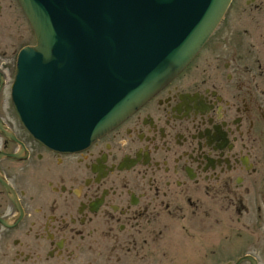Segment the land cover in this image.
<instances>
[{"label":"flooded vegetation","instance_id":"obj_1","mask_svg":"<svg viewBox=\"0 0 264 264\" xmlns=\"http://www.w3.org/2000/svg\"><path fill=\"white\" fill-rule=\"evenodd\" d=\"M18 9L0 0V23ZM5 36L0 264H264V0H231L181 72L78 150L20 123L8 73L28 44L10 63Z\"/></svg>","mask_w":264,"mask_h":264},{"label":"water","instance_id":"obj_2","mask_svg":"<svg viewBox=\"0 0 264 264\" xmlns=\"http://www.w3.org/2000/svg\"><path fill=\"white\" fill-rule=\"evenodd\" d=\"M17 2L35 43L17 54L13 109L43 145L78 150L181 72L231 0Z\"/></svg>","mask_w":264,"mask_h":264},{"label":"rangeland","instance_id":"obj_3","mask_svg":"<svg viewBox=\"0 0 264 264\" xmlns=\"http://www.w3.org/2000/svg\"><path fill=\"white\" fill-rule=\"evenodd\" d=\"M13 16H14L13 18L14 22L10 26H8V24L6 23H3V21H1L2 23H0V32L1 31L6 32V36L2 38L3 42L1 44L3 46L7 43L13 44V46L9 50L8 61H10V63H13V59L15 58V52L19 49V47H21L24 44L33 45L35 43L34 34L29 26V23L24 18L20 10L18 9L17 13ZM6 21L8 22V18ZM4 47L8 48V46H4ZM12 73H14V66L11 64V68L8 73L9 78ZM9 78L7 77V80Z\"/></svg>","mask_w":264,"mask_h":264},{"label":"bare ground","instance_id":"obj_4","mask_svg":"<svg viewBox=\"0 0 264 264\" xmlns=\"http://www.w3.org/2000/svg\"><path fill=\"white\" fill-rule=\"evenodd\" d=\"M25 17V16H24ZM15 69H16V64H15ZM126 118V117H125ZM34 139V138H33Z\"/></svg>","mask_w":264,"mask_h":264}]
</instances>
